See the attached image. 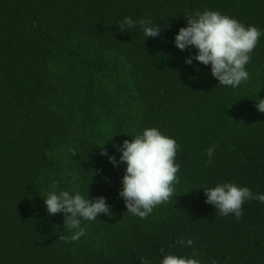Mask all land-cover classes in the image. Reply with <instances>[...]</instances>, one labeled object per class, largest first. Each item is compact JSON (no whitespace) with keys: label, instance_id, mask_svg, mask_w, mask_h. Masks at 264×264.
<instances>
[{"label":"trees","instance_id":"1","mask_svg":"<svg viewBox=\"0 0 264 264\" xmlns=\"http://www.w3.org/2000/svg\"><path fill=\"white\" fill-rule=\"evenodd\" d=\"M204 10L264 31V0H0V264H159L161 249L264 264V203L246 201L237 219L204 193L226 181L264 193V36L250 79L220 86L210 66L185 63L194 48L174 44L186 16ZM129 16L160 24V35L121 30ZM146 127L176 140L181 167L174 198L140 219L118 195L126 165L101 147L118 160L114 145ZM53 181L106 197L112 215L67 239L63 214L43 203Z\"/></svg>","mask_w":264,"mask_h":264},{"label":"clouds","instance_id":"2","mask_svg":"<svg viewBox=\"0 0 264 264\" xmlns=\"http://www.w3.org/2000/svg\"><path fill=\"white\" fill-rule=\"evenodd\" d=\"M186 21V26L181 27L174 37V44L179 50H196L194 55L186 57V64L192 65L195 60L210 66L211 75L218 80L220 86L237 88L250 79L246 65L251 62V53L260 37L264 36V31L214 10L197 11L186 16ZM136 27L143 31L146 39L155 38L161 32L160 24L147 18L134 20L129 16L119 23V28L123 31ZM255 107L264 113V98H258ZM129 137L131 140L125 139L121 144L114 145L116 152L120 154L118 160L114 154L109 155L107 148L103 147L105 143L101 147V155L107 156L114 167L121 163L126 165L118 195L124 200L128 213L145 219L156 206L174 198L181 167L176 163L178 145L173 137L162 133L157 127H146ZM215 149V144L207 149L206 163H212ZM75 179L73 176V180ZM204 193L205 203L213 205L221 216L232 214L237 219L243 215L242 206L246 201L257 200L264 203V193H253L251 188L234 182L217 183L214 187L204 189ZM43 203L50 215L63 214V226L72 233L67 238L71 241L85 235L83 221H95L101 214L112 215L106 197L90 199L88 189L85 196L78 185L72 190H64L59 189L53 181ZM176 243L187 248L194 246L191 238L181 237ZM161 253L159 264H204L195 250L191 255L164 253L163 249ZM139 261L140 264H152L146 257H141Z\"/></svg>","mask_w":264,"mask_h":264}]
</instances>
